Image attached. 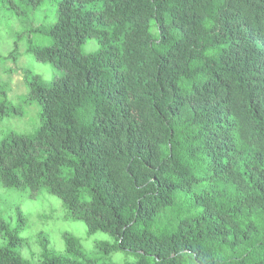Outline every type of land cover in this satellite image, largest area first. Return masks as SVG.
I'll return each mask as SVG.
<instances>
[{
	"label": "trees",
	"instance_id": "1",
	"mask_svg": "<svg viewBox=\"0 0 264 264\" xmlns=\"http://www.w3.org/2000/svg\"><path fill=\"white\" fill-rule=\"evenodd\" d=\"M55 17L33 51L60 73L25 71L38 124L0 140V191L59 197L131 264H264V0H55ZM11 219L0 264H97L67 233L25 254Z\"/></svg>",
	"mask_w": 264,
	"mask_h": 264
},
{
	"label": "rangeland",
	"instance_id": "2",
	"mask_svg": "<svg viewBox=\"0 0 264 264\" xmlns=\"http://www.w3.org/2000/svg\"><path fill=\"white\" fill-rule=\"evenodd\" d=\"M55 19V0H0V83L16 110L0 120V140L10 131L29 134L38 124L39 105L27 99L24 75L30 70L48 83L60 73L52 64L38 60L33 51L48 43ZM97 47L92 39L82 49L89 52ZM17 210L24 214L23 252L27 255L38 253L46 239L55 253H64L67 233L81 253L97 264L135 261L134 254L111 249L113 242L107 234H89L84 222L73 220L61 199L45 190L33 196L0 191V216L11 217L14 224Z\"/></svg>",
	"mask_w": 264,
	"mask_h": 264
}]
</instances>
